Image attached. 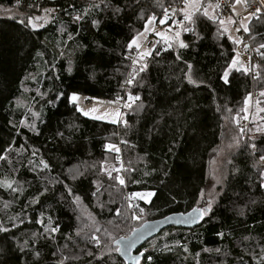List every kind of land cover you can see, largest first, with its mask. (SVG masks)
<instances>
[{
    "label": "trees",
    "instance_id": "obj_1",
    "mask_svg": "<svg viewBox=\"0 0 264 264\" xmlns=\"http://www.w3.org/2000/svg\"><path fill=\"white\" fill-rule=\"evenodd\" d=\"M106 2L109 7L94 9L90 5L99 0H20L19 5L16 0H0V8L24 15L0 14V153L11 146L8 155L16 169L11 172L8 164L0 162V179H14L23 189L12 193L0 188V223L11 227L15 219L18 224L0 233V264H60L64 256L70 257L64 264H133L132 257L141 251L145 255L139 264H149L147 256L152 257L151 264H253V252L259 254L264 246L260 175L264 131L247 138L239 121L246 116L245 100L248 103L251 96H256L258 108H264L263 10L246 24L255 61L252 73H245L219 15L211 20L202 12L194 16L195 34L183 30L188 21L178 15L174 22L182 23L173 27L189 47H168L157 40L160 54L153 49L142 58L134 46L128 48L129 42L149 16L159 21L163 8L177 0ZM117 7L121 11L114 13ZM43 8L57 11L43 28L26 26L29 16L44 14ZM85 9L88 15L74 21ZM93 20L98 21L95 27ZM59 27L65 30L59 33ZM144 63L147 68L127 85L129 73ZM187 64L193 65L195 83L185 76ZM226 70L227 84L222 79ZM37 89L46 93L43 99ZM72 92L123 102L122 121L85 117L66 99ZM60 93L65 96L55 99ZM129 95L140 99L129 100ZM19 100L26 105L20 106ZM32 111H38L40 118H34ZM259 117L264 129V111ZM21 120L35 122L39 134L21 125ZM222 145L228 149L223 185L201 223L192 229L167 228L134 253L120 256L115 241L143 223L199 208L209 160ZM41 159L49 169L41 170ZM119 160L123 171L112 172L109 178L105 165ZM124 191L141 194L133 195L140 218L132 221V230ZM148 192L154 195L146 202L143 194ZM34 197L38 202H32ZM49 217L58 226L51 239L35 222L41 219L47 225ZM20 218L24 223H19ZM92 236L99 238V246ZM177 241L187 251L175 246ZM164 244L173 246L172 251L153 247ZM88 251L101 259L88 256Z\"/></svg>",
    "mask_w": 264,
    "mask_h": 264
},
{
    "label": "snow or ice",
    "instance_id": "obj_2",
    "mask_svg": "<svg viewBox=\"0 0 264 264\" xmlns=\"http://www.w3.org/2000/svg\"><path fill=\"white\" fill-rule=\"evenodd\" d=\"M242 0H234V3L232 5L233 7V10L235 9V4L237 3H241ZM262 4H264V0H261ZM16 3L17 5L20 4V0H16ZM181 3L184 5V7L182 8H171V12L173 15L176 14L177 11L181 12L183 14V20L184 21H188V26H185L184 27V31L185 32H193L195 34V30H194V27H192V25H194L196 23V21L193 19L194 16H196L198 13H201L207 17L208 19H213V17L211 15H209V12H208V8L209 7H213L211 4H209L207 7L204 6L203 4V0H181ZM102 6L103 8H107L109 7L110 5L106 2V0H99V3H92L90 5V8H94V9H102ZM219 5H216V7H218ZM29 7H34V5H29ZM4 11H8L10 12L11 9H2ZM42 11L48 15H51L52 13L56 12L57 10L55 8H43ZM121 11L120 8H114V13H119ZM164 17L161 18L159 20V23L160 24H165L167 22V20L169 19V9L165 8L164 10ZM261 11V9L257 8L255 12L253 13H250L249 15L250 16H255L257 15V13H259ZM89 13V9H85L83 11L82 14L80 15H76L73 17V20L74 21H79L81 19H83L84 16L88 15ZM47 17H45L46 19ZM36 19H40V17H37ZM156 19V17L153 15V16H149L147 18V21H146V25H145V30H147V27L149 24H151L154 20ZM21 23H25L24 20H21L20 21ZM231 22H235V21H231ZM93 23V26H97L98 24V21H95L93 20L92 21ZM175 23H182V21H175ZM221 24L224 23L223 20L220 21ZM26 26H31L33 29H37L38 27H42L43 25H37L35 23H33V18L31 16H29L27 18V23H26ZM242 27L244 28V32H248L249 29L247 26L245 25H242ZM236 31H240L239 28L236 29ZM138 35H142L141 34H138ZM156 35L158 36H163V33H156ZM176 36L179 37V32L176 33ZM68 39H72V36L71 34H69V37ZM229 39H231V37H229ZM234 43H238L239 41H233ZM136 46L137 49H139L140 45L137 43V38L136 37H133L131 39V41L129 42L128 44V48L131 49L133 46ZM168 47H171V45L169 44ZM178 47L181 48V49H184V48H187L189 47L188 44H186L183 40H180L179 43H178ZM245 47H247V45H245ZM260 47L264 48V44H261ZM155 49L156 50V55H159L160 54V51L161 49H156V45L153 43L151 45V49L148 50V51H145L143 53H141V57H147L149 55L152 54V50ZM164 51H166L167 49H162ZM38 56H42L43 54L38 52L37 53ZM61 55H63V53H61ZM264 55V54H262ZM176 59L177 60H180L181 57L179 54H177L176 56ZM133 65H136L137 64V60H133L132 61ZM237 63V61L235 59L232 60V64L235 65ZM147 68V64L144 63L142 64L138 69L136 68H133V71L129 73V78L125 81V83L127 85H132L133 82L135 81V78H136V74H138V72H143L145 69ZM187 69H188V72L185 73V76L188 80L189 83H195V81L193 80L192 78V75H191V72H192V69H193V65L192 64H187ZM240 69L237 68V71H239ZM69 72H71V68L68 69ZM247 69H245V73H247ZM228 71L226 70L224 72V75L222 77V79L224 80V83H229L228 81ZM258 75V74H257ZM255 79V77H254ZM38 82V81H37ZM37 95L40 96L41 99H43L45 96H46V93L44 92H41L39 89H37ZM249 97L251 96V93L248 94ZM261 96H264V91H262L260 93ZM61 96H65L64 93H60L58 94V96L55 98V99H59ZM66 99H68L70 102H76L78 100V95L74 92L72 93L70 96H66ZM140 97L137 95V96H134V95H129V100H139ZM50 103L52 101H49ZM259 103V101H258ZM245 104H247V99L245 100ZM131 105L130 104H126L125 107H130ZM139 107H143V105L141 104ZM29 111H31V109H29ZM77 111H83L82 109H80L78 106H77ZM260 111H264V108H261ZM85 115H87L88 113H84ZM116 115H119V112L117 111L116 112ZM32 116L36 119H39L40 118V113L38 111H32ZM94 119H102L103 117H99V116H95L93 117ZM115 122V121H113ZM126 123V121H125ZM20 124L23 125V126H26L29 131H33L35 132L37 135L39 134L38 130H37V125L35 122H29L26 124L25 120H21L20 121ZM257 131H264V129H260V128H257L256 129ZM244 129L241 128L240 129V132L243 133ZM62 135V134H61ZM109 148H111L112 146L109 145L108 146ZM250 147L252 148H255L256 145L255 144H252L250 145ZM10 148L11 146H9V148H6L4 149L3 153H0V162H5L6 164L9 165V168H10V171L11 172H15L16 169L14 167H12V161L11 159L9 158V151H10ZM117 151H119L118 149H116ZM33 155H35V151L33 152ZM260 160L261 161H264V155H261L260 156ZM34 162L33 161H29V164H33ZM229 163H231V161H229ZM39 164L42 165V169L41 170H46V169H49V164L46 163L43 159H41L39 161ZM261 175V179L264 180V172H261L260 173ZM109 178H112L111 177V173H109ZM115 179L119 182L120 185H124V180L121 179L119 176H116ZM215 179V177H214ZM217 183H221V181L219 179H217ZM261 187H264V183H261ZM0 188H3L5 190H10L12 193H20L23 191L22 187L19 185V183L14 180V179H9L7 177H5L4 179H0ZM46 190V189H45ZM71 194V193H70ZM40 195H43V193H40ZM134 196H140L141 194L140 193H134L133 194ZM154 193H151V192H148V193H145L143 194V198L146 200L147 202V198L148 197H151L153 196ZM201 199L204 198V193L202 192L201 194ZM211 198L208 199L206 201V206L205 207H202V208H193L192 209V212L188 213L186 215V221H196L198 219H203L205 215H207L208 213L211 212L212 210V203H213V200L215 199V195H213L212 193H209L208 194ZM77 200H79V197H76ZM33 203H36L38 202V197H34L33 200H32ZM7 202L5 203V207H7ZM144 212V209L140 208L139 209V214H143ZM140 218V216L136 213V212H133L131 214V219L133 220H138ZM37 224H41L43 227H44V233L48 234L47 235V238L48 239H51L53 237V234H55L57 231H58V226H54L53 225V222H52V218L49 217L48 220H47V225H45L44 221L41 220V219H37L35 221ZM11 227L3 224V223H0V233H8L11 231L12 228H15V227H18V224L16 223L15 219H13L11 222ZM19 223H24V220L23 218H20L19 220ZM148 231H150L151 229H146ZM96 231H99V229H96ZM134 232L135 231H138V230H133ZM37 234L36 233H33V236H36ZM42 235V234H41ZM77 235H79V231L77 232ZM219 236L223 237V233H218ZM15 238V237H13ZM138 238V237H136ZM91 239L93 241H95V244L96 246H99L100 245V240L98 237L96 236H92ZM125 240H127V243L125 244L124 248H123V251H125V253L127 252V249L132 245V243L134 242L133 240H128L127 238H123ZM245 239L247 240L248 237H245ZM29 243L28 240H25L24 241V245H27ZM175 246H180V247H184V251H187V247L186 246H183V245H180L179 242L177 241ZM155 250L157 251H172V248L173 246H170L168 244H164L162 248H156V246L154 245L153 246ZM20 250L23 252L25 250L24 247H21ZM116 251H121L120 248H117L115 249ZM147 251V250H145ZM205 251H207V249H205ZM217 251H219V249H217ZM88 256H94L96 259H101L100 256H95V254L91 251H88L86 253ZM34 255L36 257H39L40 253L38 251H36L34 253ZM145 253L144 252H140L138 256H135V257H132V260H133V264H139L140 262V259L142 257H144ZM70 257L68 256H64L63 259L60 261V264H64V260H67L69 259ZM71 258H75V257H71ZM252 262L253 264H264V246H260L259 247V254L253 252L252 254ZM146 259L149 261V264H151V261H152V257L151 256H147ZM102 264V262H101ZM245 264H247V262H245Z\"/></svg>",
    "mask_w": 264,
    "mask_h": 264
},
{
    "label": "rangeland",
    "instance_id": "obj_3",
    "mask_svg": "<svg viewBox=\"0 0 264 264\" xmlns=\"http://www.w3.org/2000/svg\"><path fill=\"white\" fill-rule=\"evenodd\" d=\"M209 4H211L213 6V7L208 8L209 15H211L213 18L217 17L218 15L221 17V20L224 21L223 25H224L225 32H226L228 37H231L230 40L235 45L236 52L238 53V50H239V47L241 44V38L238 34V31H236V29H234L231 26V18L229 16L220 15L218 8L216 7L217 4L213 0H207V3L204 4V6L207 7ZM2 9H10V8H0V14H2V15L8 16V15L17 13L18 15L24 16L23 14H20L17 10L11 9V11L8 12V11H4ZM240 9L241 8H239V3H238L237 6H235L234 11L235 12L240 11ZM249 14L250 13H246L242 16L241 25L246 26L247 22L250 19ZM37 17H40V19H36ZM45 17H47V18L45 19ZM32 18H33V23H35L37 25H43L42 27H38V28H43L51 19L49 17V15L46 13L42 14L41 16H36V17H32ZM161 18H163V17H161ZM145 25H146V23H145ZM145 25H144L143 30L139 33V34L142 33V35H136L135 36L137 38V43L140 45L139 49H137V47L134 45V47L136 48V53H138V56L141 57V53L151 49V48H148V47L143 45V43L148 38L153 43H155L157 40H159L160 42H162L166 45L170 44L171 46L178 48V43L181 40V36L180 35H179V37L176 36V33L178 31H177V29H174V27H173L175 25V22H173L171 26L167 27V26H163V24H160L159 21L154 20L151 24L148 25L147 30H145ZM64 30L65 29L62 27H59V29H58L59 33H62ZM156 33H163V36H158V35H156ZM233 41H239V42L234 43ZM57 51H59V47H57ZM69 57L72 58V56H69ZM241 66H243L245 69H247V67H248L247 61L242 60ZM248 72H249V70H248ZM72 93H74V92H72ZM72 93H70L69 96ZM76 94L78 95V100L76 102H74V104L76 105V108L78 106L80 109L83 110V111H79V112L82 115H84L85 117L94 119L93 117L99 116V117H103V118L102 119H94V120H99V121L114 123V124H118L119 122L122 121L124 114L120 110V102L113 101V100L100 99V98L86 97V96H83V95L78 94V93H76ZM86 100H89V103H85ZM18 104L20 106H24V105H26V101L19 100ZM117 111L119 112V115H116ZM84 113H88V114L85 115ZM259 113H260V108H258V106H257V98H256V96L253 95L248 100V103L246 106V116L243 118V119L249 118V120H250L249 121L250 130L248 128L247 132L245 130L243 131L244 135H246L247 138H248V135L250 137H252L254 132L257 131L256 129L257 128L261 129V127H262L261 118L259 117ZM243 119H241V120H243ZM113 121H115V122H113ZM250 123H252V126H250ZM228 148H229V145H228ZM109 149L114 150V148H112V147ZM227 152H228L227 147L222 145L211 156V158L209 160V167H208V183L203 190L204 198L203 199L200 198L199 208L206 206V201L211 198L208 195L209 193H212L213 195H215V198L217 197V195L219 193V188H220V186L223 185L222 181H223V177L225 174L223 165H224V158H225V155ZM261 164L264 168V161H261ZM122 165H123V163L119 160V161H116L114 164L105 165L104 169H105L107 174L115 172V171H123ZM214 177H215V179H214ZM217 179H219L221 181V183H217ZM124 193H126V191H124ZM149 198L150 197L147 198V201L149 200ZM124 203H125L124 206L126 209V201H124ZM134 212H136V210ZM132 221H134V220L129 219V221H128L129 227L132 226ZM129 230H130V228H129ZM131 230H132V228H131ZM123 237H126V236H123Z\"/></svg>",
    "mask_w": 264,
    "mask_h": 264
},
{
    "label": "built area",
    "instance_id": "obj_4",
    "mask_svg": "<svg viewBox=\"0 0 264 264\" xmlns=\"http://www.w3.org/2000/svg\"><path fill=\"white\" fill-rule=\"evenodd\" d=\"M217 5H219L218 11L220 15L224 16H229L231 18V21H235L234 23L231 22V26L234 29L239 28L240 31H238V34L241 38V44L237 53L238 59L240 61L246 60L248 63L247 70H249L250 73H252V63L255 61V56H254V49L250 45L248 39L245 36L244 29L242 28L241 25V19L242 16L246 13H253L256 11L257 8L261 9L259 3L257 0H243L241 3H239V8L240 11H234L233 10V3L234 0H213ZM184 5L181 3V0H177V2L173 5L166 6L165 8L169 9V19L163 26H171L174 20L178 17V15H181L182 13L177 11L175 15L172 14L171 8H182ZM164 8V9H165ZM163 9V10H164ZM162 10L161 17H164V11ZM153 42L148 38L143 45L151 48V45ZM247 45V47H245ZM138 55V53H136ZM85 103H89V100H86ZM123 108V102H120V110L122 111ZM249 118H245L239 122L240 128H243L246 132L248 131L249 128ZM125 201H126V210L129 215V219L131 220V214L139 208L137 201L133 198V194L131 192L126 191L125 193ZM132 227H130L131 229ZM129 231V230H128Z\"/></svg>",
    "mask_w": 264,
    "mask_h": 264
},
{
    "label": "water",
    "instance_id": "obj_5",
    "mask_svg": "<svg viewBox=\"0 0 264 264\" xmlns=\"http://www.w3.org/2000/svg\"><path fill=\"white\" fill-rule=\"evenodd\" d=\"M261 9L264 12V4H262L261 0H257ZM192 212L189 211L188 213ZM188 213L184 214H171L161 219H156L152 221H147L143 223L140 227L136 228L135 230L138 231H131L130 234H128L126 237H121L115 241V244L118 245V248L121 249V251H118L120 256H126L129 254L134 253L138 249H140L148 240L158 235L161 231L175 227V228H183V229H192L196 226H198L202 219H198L196 221H186V215ZM151 229L150 231L146 229ZM138 237V238H136ZM127 238L128 240H133L134 242L132 245L127 249V252L123 251V248L125 244L127 243V240L123 239ZM144 252V251H141ZM140 253V252H139ZM139 255V254H138ZM137 255V256H138Z\"/></svg>",
    "mask_w": 264,
    "mask_h": 264
},
{
    "label": "crops",
    "instance_id": "obj_6",
    "mask_svg": "<svg viewBox=\"0 0 264 264\" xmlns=\"http://www.w3.org/2000/svg\"><path fill=\"white\" fill-rule=\"evenodd\" d=\"M206 3H207V0H203V4H206ZM237 4H235V6H237Z\"/></svg>",
    "mask_w": 264,
    "mask_h": 264
}]
</instances>
